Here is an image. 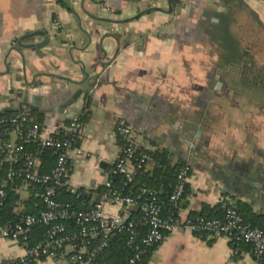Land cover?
Returning <instances> with one entry per match:
<instances>
[{"label": "crops", "instance_id": "crops-1", "mask_svg": "<svg viewBox=\"0 0 264 264\" xmlns=\"http://www.w3.org/2000/svg\"><path fill=\"white\" fill-rule=\"evenodd\" d=\"M38 32L49 38L39 48ZM256 43L264 44V0H0V114L30 113L54 133L81 118L83 153L72 154L66 191L83 193L91 207L121 153L115 120L123 117L140 149H164L172 165L189 166L181 219L219 205L264 217V93L250 82L251 71L264 76ZM14 188V211L39 196L29 184ZM73 250L84 251L67 245L29 264H64ZM24 255L21 243L0 238V264ZM146 264L264 260L247 244L182 226L150 249Z\"/></svg>", "mask_w": 264, "mask_h": 264}, {"label": "built area", "instance_id": "built-area-1", "mask_svg": "<svg viewBox=\"0 0 264 264\" xmlns=\"http://www.w3.org/2000/svg\"><path fill=\"white\" fill-rule=\"evenodd\" d=\"M82 128L83 123L78 115L71 116L57 133L46 131L41 125L31 122L24 112L8 119L0 118V153L9 161L0 186V207L7 198L5 187L14 185L18 180L25 184L40 185L43 204L36 215L26 214L13 223L3 224L0 221V238L17 241L25 247V255L10 264H29L41 258H56L67 245L79 246L84 251L73 250L68 253L64 264H100L92 259L93 252L84 255L86 245L97 239L99 248H104L118 233L126 235L125 244L131 251L125 264H141L148 250L182 226L196 235L222 236L247 244L255 258L264 260V228L247 223L234 205H225L220 217L198 215L181 219L178 210L189 174L187 164L177 170L175 184L168 197L176 213L173 211L163 215V200L155 191H146L148 197L141 207V218L137 221L129 219L130 208L135 206L136 200L125 194L124 188L133 180L136 171L149 160V155L139 149L133 125L123 117L115 120V130L122 142V149L112 171L122 177L120 185L115 187L107 177L99 200L87 210H75L69 203L60 202L57 196L59 187L72 191L67 177L72 154L83 153L78 146ZM12 137L15 139L12 140ZM28 142L53 151L55 163L48 172L39 170L38 156L25 146ZM68 221L74 223V233L68 232ZM37 224L45 226V239L31 245L29 235Z\"/></svg>", "mask_w": 264, "mask_h": 264}, {"label": "trees", "instance_id": "trees-1", "mask_svg": "<svg viewBox=\"0 0 264 264\" xmlns=\"http://www.w3.org/2000/svg\"><path fill=\"white\" fill-rule=\"evenodd\" d=\"M26 115L30 116V113L24 112ZM6 114L3 113L0 114V118L8 119L10 117L16 116L15 114L13 116L7 117ZM40 121L38 120L37 123ZM26 148L33 151L34 153L38 154L41 160L39 170L43 172V170H46L51 168V162L53 158H55V154L51 149L48 148H41L37 144L33 142H28L25 144ZM140 149V148H139ZM149 155V160L144 164V166L140 169H138L137 173L135 174L133 180L124 188V193L128 194L135 198L136 204L135 206L130 208V215L129 219L139 220L142 216L141 207L143 204L146 203L148 194L146 191H155L157 195L163 200L164 206H163V215L166 216L168 212L176 213V209L172 208L168 201V197L170 193L173 190L175 180H176V173L180 166L184 165V163H176L174 165L171 164L170 159L168 157V152L164 149H157L156 151H149L147 149H142ZM150 161L154 162L152 171L148 172L145 171V167L147 163ZM8 166H3L0 168V186L2 185V180L5 176V172ZM49 167V168H48ZM113 166L109 170L108 178L111 179L112 184L117 187L120 185L122 181V177L118 174H114L113 172ZM22 182L18 180L14 185H8L5 187L7 192V198L5 199L3 205L0 207V221L3 224L6 223H13L20 220L22 216H25L26 214H32L36 215L39 213V211L43 208V204L41 201L40 193H41V187L38 184H29L31 187H34V193H39V196L37 198L30 199L29 202L25 204L24 209H21L20 211H14L17 207V201L19 200L18 195L15 193V188L21 184ZM104 186L99 189L100 194L104 190ZM187 192V183L185 187V193ZM57 196L60 202L69 203L70 206L75 210H87L91 208V205L87 204V196L83 195V193H70L66 191L65 187H59L57 189ZM183 196V198H184ZM40 202V203H39ZM218 209L215 210L211 214H206L205 209H203L200 214L201 216L205 217H220L223 214V207L220 208V205L217 206ZM206 208V206H204ZM237 208V207H236ZM238 210V209H237ZM241 214L242 212L238 210ZM246 212V211H245ZM247 218H245L246 222L251 224L252 226H258L260 228H264V217L263 216H256L250 210L247 209ZM250 212V213H249ZM196 215V216H198ZM246 215V214H245ZM244 216V215H243ZM67 228L69 233H74L76 231V228L74 226V223L72 221L67 222ZM45 226L41 224H37L33 227L32 231L29 235V243L36 244L43 242L45 239L44 233H45ZM141 230H145L142 228ZM35 231V232H34ZM37 233L39 235L38 240L33 239V235ZM126 241V235L124 233H118L115 236H113L109 242L108 245L104 248H99V241L97 239L91 240L86 245V253L85 256L89 255L90 253H94L92 256V259L95 262H99L100 264H125L131 251L125 244ZM232 244H241L242 242H235L231 241ZM244 244V243H243ZM76 247V246H75ZM148 250L142 260L141 264H146L149 256Z\"/></svg>", "mask_w": 264, "mask_h": 264}, {"label": "water", "instance_id": "water-1", "mask_svg": "<svg viewBox=\"0 0 264 264\" xmlns=\"http://www.w3.org/2000/svg\"><path fill=\"white\" fill-rule=\"evenodd\" d=\"M39 34H41L42 36H43V39L41 40V42H38V43H36V44H34V47H43V46H45L47 43H48V41H49V38H48V36L47 35H45V33H43V32H38ZM92 85V84H91ZM93 85H95V83L93 84ZM80 93H81V90H77V92L74 94V97H78L79 95H80ZM72 102V100H68V102H66L65 104H63V106L62 107H66L67 105H69L70 103ZM22 105H24V106H26V107H28L29 109H34V107L31 105V104H29L28 102H22L21 103ZM7 109H9V108H7ZM263 172H260V174H262ZM249 179V178H248ZM249 181H250V185L252 186L251 188L253 189V190H255V188H259L260 187V182H259V180L257 179V178H250L249 179ZM255 186V187H254Z\"/></svg>", "mask_w": 264, "mask_h": 264}, {"label": "flooded vegetation", "instance_id": "flooded-vegetation-1", "mask_svg": "<svg viewBox=\"0 0 264 264\" xmlns=\"http://www.w3.org/2000/svg\"><path fill=\"white\" fill-rule=\"evenodd\" d=\"M250 82H251V88H258L262 92L264 91V76L260 74H256L251 71Z\"/></svg>", "mask_w": 264, "mask_h": 264}, {"label": "rangeland", "instance_id": "rangeland-1", "mask_svg": "<svg viewBox=\"0 0 264 264\" xmlns=\"http://www.w3.org/2000/svg\"><path fill=\"white\" fill-rule=\"evenodd\" d=\"M251 48H252V45L250 46ZM256 48H257V53L262 57H264V44H260V43H256ZM260 52V53H259ZM263 93H264V91H263ZM30 121L31 122H34V120L32 119V118H30ZM34 123H36V122H34ZM38 124V123H37Z\"/></svg>", "mask_w": 264, "mask_h": 264}]
</instances>
